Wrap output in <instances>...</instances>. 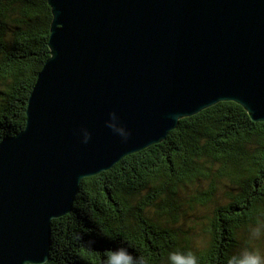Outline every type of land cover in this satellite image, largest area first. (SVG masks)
I'll use <instances>...</instances> for the list:
<instances>
[{"label":"water","instance_id":"obj_1","mask_svg":"<svg viewBox=\"0 0 264 264\" xmlns=\"http://www.w3.org/2000/svg\"><path fill=\"white\" fill-rule=\"evenodd\" d=\"M49 58L0 141V264H43L81 180L219 102L264 122V0H48ZM114 112L127 143L105 125ZM90 139L80 142V129Z\"/></svg>","mask_w":264,"mask_h":264},{"label":"trees","instance_id":"obj_2","mask_svg":"<svg viewBox=\"0 0 264 264\" xmlns=\"http://www.w3.org/2000/svg\"><path fill=\"white\" fill-rule=\"evenodd\" d=\"M51 21L48 0H0V141L24 128L27 99L49 58ZM198 210L209 215L197 217ZM259 222L264 122L219 102L180 119L159 144L81 180L71 213L51 221L43 264H104L118 247L144 264H171V253L189 252L198 264H227L261 245L264 238L248 231ZM89 238L96 240L91 249L83 244Z\"/></svg>","mask_w":264,"mask_h":264},{"label":"clouds","instance_id":"obj_3","mask_svg":"<svg viewBox=\"0 0 264 264\" xmlns=\"http://www.w3.org/2000/svg\"><path fill=\"white\" fill-rule=\"evenodd\" d=\"M108 120L105 121L106 127H108L113 133L119 136L121 143H127L131 133L120 122L117 115L114 112L108 114ZM80 142L87 144L90 139V133L87 129L81 128ZM249 237L253 240L264 238V222H259L255 226L249 227ZM83 244L87 248H93L96 244V240L89 238L83 241ZM169 261L171 264H198L197 257L191 252L186 255L179 253H171L169 255ZM23 264H33L32 260H24ZM104 264H144L143 258L134 259L133 255L125 248L118 247L115 251H111L107 255ZM227 264H264V255L258 250H248L247 248L241 250L239 255H234L228 258Z\"/></svg>","mask_w":264,"mask_h":264},{"label":"rangeland","instance_id":"obj_4","mask_svg":"<svg viewBox=\"0 0 264 264\" xmlns=\"http://www.w3.org/2000/svg\"><path fill=\"white\" fill-rule=\"evenodd\" d=\"M226 185H228V182L225 179L220 181L219 189H218V192H217L218 197H220L222 195L221 198H223V196H224L223 189L225 191L224 187ZM207 215H209V213L206 212V211L205 212H201L200 210H198V211L195 212V216H197V217H201V216L206 217ZM184 219L185 218H182V220H184ZM186 225H188V224H186ZM190 226H192V225H190ZM193 227H194L193 228L194 234L197 235L200 238L203 237V232L201 231V229L198 228V226H193ZM253 250H258L261 253V255H264V240L262 241L261 245L258 246V248H254Z\"/></svg>","mask_w":264,"mask_h":264}]
</instances>
